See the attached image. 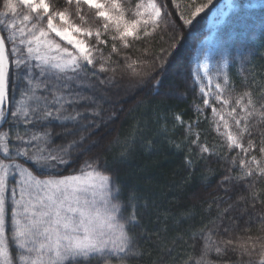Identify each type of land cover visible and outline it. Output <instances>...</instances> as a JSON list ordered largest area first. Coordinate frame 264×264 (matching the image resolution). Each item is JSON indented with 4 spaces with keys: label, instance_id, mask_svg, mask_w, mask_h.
Masks as SVG:
<instances>
[{
    "label": "snow or ice",
    "instance_id": "6c2138e0",
    "mask_svg": "<svg viewBox=\"0 0 264 264\" xmlns=\"http://www.w3.org/2000/svg\"><path fill=\"white\" fill-rule=\"evenodd\" d=\"M171 9L0 0V264H264V2ZM206 10L189 89L169 67ZM129 89L152 99L93 153ZM189 91L185 119L168 101ZM138 150L174 157L171 178L123 184Z\"/></svg>",
    "mask_w": 264,
    "mask_h": 264
},
{
    "label": "trees",
    "instance_id": "16d2710c",
    "mask_svg": "<svg viewBox=\"0 0 264 264\" xmlns=\"http://www.w3.org/2000/svg\"><path fill=\"white\" fill-rule=\"evenodd\" d=\"M258 1L257 5H260L264 0H244V2L253 3ZM171 9V0H166ZM174 11V9H171ZM257 15L261 13V9L256 8L253 10ZM207 13L202 14L198 18V22L195 27L187 33L185 39L179 50L174 54L171 59L169 67V75L174 77L175 82L187 86L189 89L192 88V84L188 79V71L190 68L189 64V52L193 49L197 38H202L208 34L207 29ZM246 54V53H245ZM257 65L264 64V61L257 59L255 61ZM239 71V65L232 69V73L237 83H239V77L235 74ZM195 93L189 91L186 98L179 100L168 101L169 104L175 105L177 110H184L187 112L185 119L192 115V104L195 100ZM152 99L151 97H145L144 93L138 89H129L127 92L121 91L118 95L113 96V105L109 109L110 111L115 110L117 112L116 119L110 121L105 126H102L97 136L93 139L103 137L99 145L92 147V152H108L109 142L115 138L118 132L127 129L131 123L133 116L137 115L142 108H138L137 105L141 100ZM210 112V110H209ZM207 127V125H202ZM111 157V153H109ZM177 161L174 157L166 156L164 153L156 155H148L145 152L137 151V153L124 165H120L118 178L125 185H131L136 182L137 178L142 181L147 179L153 184L162 185L168 179L171 178V172L176 167ZM77 165L69 166L64 174H70L74 168H78ZM214 183V180H213ZM199 187V182L193 184L190 191H193Z\"/></svg>",
    "mask_w": 264,
    "mask_h": 264
},
{
    "label": "rangeland",
    "instance_id": "374dc122",
    "mask_svg": "<svg viewBox=\"0 0 264 264\" xmlns=\"http://www.w3.org/2000/svg\"><path fill=\"white\" fill-rule=\"evenodd\" d=\"M252 4H255L257 5L258 4V1H254ZM210 15V14H209ZM210 25L208 24V20H207V29H209Z\"/></svg>",
    "mask_w": 264,
    "mask_h": 264
}]
</instances>
